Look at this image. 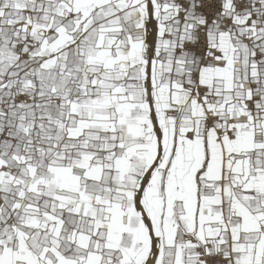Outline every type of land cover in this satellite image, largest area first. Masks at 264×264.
I'll return each mask as SVG.
<instances>
[{
	"label": "snow or ice",
	"instance_id": "1",
	"mask_svg": "<svg viewBox=\"0 0 264 264\" xmlns=\"http://www.w3.org/2000/svg\"><path fill=\"white\" fill-rule=\"evenodd\" d=\"M0 264H264V0H0Z\"/></svg>",
	"mask_w": 264,
	"mask_h": 264
}]
</instances>
